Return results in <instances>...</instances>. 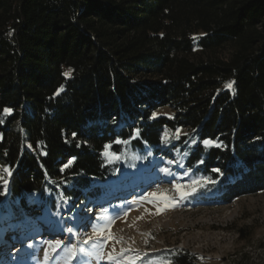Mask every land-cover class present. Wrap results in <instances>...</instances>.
Returning <instances> with one entry per match:
<instances>
[{
  "label": "trees",
  "instance_id": "obj_1",
  "mask_svg": "<svg viewBox=\"0 0 264 264\" xmlns=\"http://www.w3.org/2000/svg\"><path fill=\"white\" fill-rule=\"evenodd\" d=\"M178 131L195 137L188 167L225 202L264 193V0H0L10 201L78 199L110 177L108 148L157 150ZM167 260L198 263L183 250Z\"/></svg>",
  "mask_w": 264,
  "mask_h": 264
},
{
  "label": "rangeland",
  "instance_id": "obj_2",
  "mask_svg": "<svg viewBox=\"0 0 264 264\" xmlns=\"http://www.w3.org/2000/svg\"><path fill=\"white\" fill-rule=\"evenodd\" d=\"M194 144L193 133L178 131L164 132L157 150L108 148L110 177L78 199L61 190L12 202L11 173L0 171V264L18 254V264H170L176 250L197 256V264H264V193L225 202L219 182L188 167ZM44 220L52 233L44 234Z\"/></svg>",
  "mask_w": 264,
  "mask_h": 264
},
{
  "label": "bare ground",
  "instance_id": "obj_3",
  "mask_svg": "<svg viewBox=\"0 0 264 264\" xmlns=\"http://www.w3.org/2000/svg\"><path fill=\"white\" fill-rule=\"evenodd\" d=\"M144 209H145V208H143V207H139V212H140V213H143V212H144ZM44 223H47V224H48V225L45 227V228L48 229V231H46L44 234L52 233V228H51V226H49L50 222H49L48 220H44ZM12 243H14V242H10V240H8V241H7V246H11ZM2 245H4V243H3L2 241H0V247H1ZM5 245H6V244H5ZM18 256H19V254L16 255V259L12 262V264H18V263H20V261H17Z\"/></svg>",
  "mask_w": 264,
  "mask_h": 264
}]
</instances>
